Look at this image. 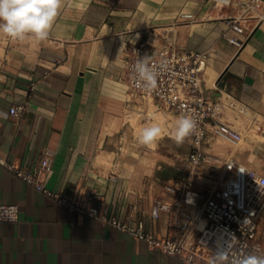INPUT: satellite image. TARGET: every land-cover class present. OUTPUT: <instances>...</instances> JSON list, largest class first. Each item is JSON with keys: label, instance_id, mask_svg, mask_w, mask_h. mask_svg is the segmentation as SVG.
<instances>
[{"label": "crops", "instance_id": "0c3cea01", "mask_svg": "<svg viewBox=\"0 0 264 264\" xmlns=\"http://www.w3.org/2000/svg\"><path fill=\"white\" fill-rule=\"evenodd\" d=\"M256 9L264 13V0ZM186 13L196 21H182ZM239 13L234 0L223 6L217 0H65L45 41L9 44L0 36V157L33 170L48 151L45 186L81 206L141 220L157 237L174 234L186 215L199 219L201 230V200L151 216L155 199L174 201L168 186L183 187L190 146L185 140L181 150L169 130L153 149L138 144L146 123L137 117L169 111L156 102H127L123 58L141 41L149 55L167 45L208 52L207 93L244 137L232 145L209 133L204 149L264 175V19L242 22L249 37L239 48L224 38L235 34L227 18ZM21 104L23 112L12 116L10 108ZM208 173L186 191L214 189ZM0 202L19 210L17 222L0 223V264H188L56 204L2 166Z\"/></svg>", "mask_w": 264, "mask_h": 264}, {"label": "built area", "instance_id": "2783aa9c", "mask_svg": "<svg viewBox=\"0 0 264 264\" xmlns=\"http://www.w3.org/2000/svg\"><path fill=\"white\" fill-rule=\"evenodd\" d=\"M239 4L240 13L228 17L227 23L235 33L224 38L241 48L248 39L242 22L245 20H263L264 13L256 9L258 0H234ZM184 22H194L193 14H181ZM7 38V37H6ZM8 43H15L7 38ZM144 56L158 73L157 87L148 91L139 86L135 66ZM209 59L208 52H191L183 47L163 46L155 54H147L144 41L131 43L123 58L124 70L129 84L127 102L137 100L156 102L169 112L178 116L184 114L197 121V131L187 138L190 151L183 162L185 174L183 187L168 186L167 193L174 196V201L155 199L151 207L152 218L158 219L162 212H177L182 202L196 204L202 201L204 226L198 228L199 219L185 216L179 229L166 237H157L146 231L143 221L131 222L112 215L106 208L87 209L81 206L73 196L63 195L47 188L45 176L51 171L52 154L45 152L39 165L31 170L16 166L0 157V166L14 177L33 187L36 191L53 200L56 204L89 215L101 224L115 227L129 234L136 240L145 241L149 248L177 256L188 264H210V259L220 251L229 255L228 264H236L244 254L264 256V175L239 165L232 158L209 154L204 149V142L209 133L232 145L239 144L244 133L231 126L221 103L215 100L205 88L204 72ZM217 84V80L214 81ZM34 90L32 85L30 91ZM26 104L14 105L10 114L17 117ZM217 171V185L207 194L186 191L200 174ZM190 194L192 200H189ZM19 218L17 205L0 202V223H15ZM196 232L197 234H194Z\"/></svg>", "mask_w": 264, "mask_h": 264}, {"label": "clouds", "instance_id": "9594fccd", "mask_svg": "<svg viewBox=\"0 0 264 264\" xmlns=\"http://www.w3.org/2000/svg\"><path fill=\"white\" fill-rule=\"evenodd\" d=\"M229 0H217L219 5H227ZM65 0H0V36L14 41L43 42L49 38L54 23L63 8ZM138 85L148 91L157 87L158 73L144 56L135 66ZM197 131V121L189 115H180L170 132V139L181 145ZM162 129L157 123L143 127L138 136L139 145L148 149L156 147L161 139ZM226 251L218 252L210 259V264H228ZM236 264H264V256L255 254L242 255Z\"/></svg>", "mask_w": 264, "mask_h": 264}, {"label": "rangeland", "instance_id": "374dc122", "mask_svg": "<svg viewBox=\"0 0 264 264\" xmlns=\"http://www.w3.org/2000/svg\"><path fill=\"white\" fill-rule=\"evenodd\" d=\"M177 118H178V116L173 117V116H171V114H169V112L162 113V115H155V113L152 112L145 118L144 117H137V123L139 124L142 121L143 123H146V126L151 124V123H157V124H159V126L162 129V134H165V132H167V130H169L167 132V134H170V132L172 131V126L175 124V121ZM138 134H139V131H138ZM179 148L181 150H184V147L182 145H179ZM208 174L213 176V181H215L214 179L219 176V173L217 171H215V172L209 171ZM216 185H217V183L213 184V186H216Z\"/></svg>", "mask_w": 264, "mask_h": 264}, {"label": "bare ground", "instance_id": "6f19581e", "mask_svg": "<svg viewBox=\"0 0 264 264\" xmlns=\"http://www.w3.org/2000/svg\"><path fill=\"white\" fill-rule=\"evenodd\" d=\"M216 87V86H215ZM260 119V118H259ZM159 122V121H158ZM189 200H192V195L190 194V196H189Z\"/></svg>", "mask_w": 264, "mask_h": 264}, {"label": "water", "instance_id": "95a60500", "mask_svg": "<svg viewBox=\"0 0 264 264\" xmlns=\"http://www.w3.org/2000/svg\"><path fill=\"white\" fill-rule=\"evenodd\" d=\"M223 75H224V74H222V76H223ZM222 76H221V77H222ZM221 77H220V78H221ZM220 78H219V79H220ZM219 79H218V80H219Z\"/></svg>", "mask_w": 264, "mask_h": 264}]
</instances>
